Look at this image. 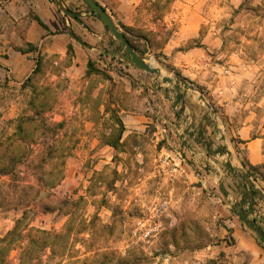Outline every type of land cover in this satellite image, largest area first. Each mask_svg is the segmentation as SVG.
I'll list each match as a JSON object with an SVG mask.
<instances>
[{"label": "rangeland", "instance_id": "obj_1", "mask_svg": "<svg viewBox=\"0 0 264 264\" xmlns=\"http://www.w3.org/2000/svg\"><path fill=\"white\" fill-rule=\"evenodd\" d=\"M149 2L155 32L119 31L145 64L153 62L164 77L184 79L200 94L161 83V78L128 62L120 48H116L120 57L107 61L101 70L93 63L100 73L89 77L84 95L80 83L62 80L50 86L41 71L17 86L0 70V143L15 132L18 119L43 111L23 135L36 144L33 148L23 144L16 153L25 157L15 167L16 179L0 177V239L22 217V235L29 229L67 235L58 242L60 248L49 246L35 253L30 264H225L219 248L232 245L228 220L237 217L235 207L241 208L228 203L230 209L225 210L211 195L198 192L192 205L185 200L175 206L173 200L169 212L179 217L178 226L154 236L144 234L153 226L160 197H169L168 191L159 192L161 148L163 155L169 148L184 156L180 138L189 142L188 134L193 133L206 141L199 134V119L210 130L218 125L222 99L257 103L263 96L264 0H145V5ZM7 4L0 0V8ZM15 36L10 20H0V66ZM171 38L178 46L164 57L158 48ZM110 71L120 84L116 96L107 99L115 86ZM125 81L170 91L169 103H156L158 117L174 125L166 133L172 136L170 145L160 140L161 134L155 135L160 129L153 124L128 134L117 150L106 144L119 132L118 109L111 104H121L119 92ZM41 93L44 97L31 108L29 102ZM181 94L183 102L175 108L173 98ZM129 102L134 105L132 95ZM214 194L219 197L218 191ZM26 245L27 239L8 248L0 245V264H19Z\"/></svg>", "mask_w": 264, "mask_h": 264}, {"label": "crops", "instance_id": "obj_2", "mask_svg": "<svg viewBox=\"0 0 264 264\" xmlns=\"http://www.w3.org/2000/svg\"><path fill=\"white\" fill-rule=\"evenodd\" d=\"M60 1L77 16L76 19L60 11L55 0H7V6L0 8V20L8 18L16 32L15 41L0 70L12 84L22 86L33 76L39 59L43 80L50 86L56 87L62 80L80 83L84 95L89 77L93 75L88 74L87 64L95 63V67L101 70L107 61L120 57L121 51L116 48L121 49V46L81 0ZM93 1L105 10L118 29L155 32L150 2L145 5V0ZM173 40L171 38L158 48L162 56L170 57L177 48V41ZM203 66L208 67V63ZM109 75L115 86L107 99L116 96L120 84L113 71ZM117 78L124 82L123 78ZM125 84H121L119 92L121 104H111L118 109L117 114L124 127L120 142L123 143L128 134L153 124L160 129L155 135L161 134L160 140L170 145L168 141L172 136L166 133L170 131V125H174H166L168 123L158 117L156 109L157 104L166 105L170 95L158 88L148 89L143 83L131 85L125 81ZM98 95L99 89L94 90L92 96L96 98ZM130 95L134 97V105L129 102ZM106 102L105 111H108L110 103ZM219 104L218 125H213L210 130L202 117L199 119V134L209 144L208 151L203 144L191 141L189 136V142L180 138L184 156L169 148L163 155L161 148L160 156L164 157L158 171L161 177L159 192L165 194L168 191L169 197L161 196L160 199H166L170 206L173 200L175 206L185 200L192 205L200 192L211 195L225 210L230 209L228 203L244 211L252 207L254 214L249 218L256 219L264 231V94L257 103L222 99ZM194 138H197L196 134ZM226 161L230 162L234 172L226 168ZM217 191L219 197L214 194ZM228 222L232 245L219 248L225 256V264H264V249L243 222L234 216Z\"/></svg>", "mask_w": 264, "mask_h": 264}, {"label": "trees", "instance_id": "obj_3", "mask_svg": "<svg viewBox=\"0 0 264 264\" xmlns=\"http://www.w3.org/2000/svg\"><path fill=\"white\" fill-rule=\"evenodd\" d=\"M29 48L33 50L32 47H29ZM70 50L71 49L69 47V51ZM40 67H41V62L38 59L36 62V69L34 70L33 75H37L40 73ZM87 69H88L89 75L93 73L95 74L100 73L94 68L93 63L91 62L87 64ZM29 80L30 78L28 79V81ZM48 91L49 89H46V92ZM41 97H44L43 93L37 94V96H35V98L29 102V106L31 108H35V101H38L37 99L38 98L40 99ZM41 113H43V111H36L33 117H21V119H18L16 121L15 132L11 134L9 137H7L3 142L0 143V150H1L0 152V177L13 176V178L16 179V177L14 176L15 167L20 165L25 160L24 156L18 157L16 153L21 151V147L23 146V144H25V146H30L31 148H33L34 145L36 144V140L34 139L29 140L28 137L26 138L23 135L29 132L30 126L37 121ZM116 124L119 126V132L116 137V140L106 142L107 145H109L115 150H117L120 147V144H121L120 140L124 132L123 124L121 123L119 119H116ZM54 126H56L57 128H61L62 124L61 125L57 124ZM28 140L29 142H27ZM251 171H254V170H251ZM248 174L250 176L249 172ZM23 221H24V217L16 221L13 230L9 231L3 238L0 239V245L1 247L4 246L3 248H8L16 241L27 239L26 247L21 250L19 264H30V261L35 253L39 251H43L49 246L51 247L56 246L57 248H60L58 247V242L62 240L64 241L65 239H67L66 234H56V233H52V232H48L44 230H38V229H29L26 235H22V231L20 230V228L23 224ZM259 241L263 243V241H261L260 239ZM61 249L64 250V248H61ZM2 250L3 249L0 248V251Z\"/></svg>", "mask_w": 264, "mask_h": 264}, {"label": "water", "instance_id": "obj_4", "mask_svg": "<svg viewBox=\"0 0 264 264\" xmlns=\"http://www.w3.org/2000/svg\"><path fill=\"white\" fill-rule=\"evenodd\" d=\"M81 1L91 10V12L93 14H95L97 16V18L108 29V31L111 33V35L114 37V39L120 43L121 49L124 52V58L128 62H130L137 69L145 72L148 75L155 76L157 79L161 78V83H163V84H167L168 86L176 85V86H179L186 91L196 92V93L200 94V92L194 86L189 84L184 79H181L178 77H176V78L160 77L159 70L145 64L144 59L134 51L133 47L128 42V40L125 38L124 34L119 31V29L117 28L115 23L112 21L110 16L105 12V10L102 7H100L93 0H81ZM55 2H56V6L58 7V9L60 11H62L63 13L68 15L69 17L76 19L77 16L74 13H72L71 11H69L68 9H66L60 0H55ZM157 88L159 90L163 91L165 94L170 95L169 90L163 89L161 86H158V85H157ZM183 98H184V96L182 94L173 98L174 99L173 106L175 108L179 107V103L183 102ZM201 100L205 104L206 108L211 110V107L205 102V100L203 99L202 96H201ZM179 113L182 115L183 110H179ZM188 136L191 139H193L196 143H202L205 146L206 150L207 151L209 150V145L207 144L206 141H204L202 139L201 140L195 139L193 133H189ZM225 165L229 171L234 172L229 161H226ZM235 211H236L237 217L242 222H244L249 227V229L264 243V231L261 230V228L257 225L256 219H250L249 218V215L254 214L252 207L248 208L247 211H243L242 209H238V207H235Z\"/></svg>", "mask_w": 264, "mask_h": 264}, {"label": "built area", "instance_id": "obj_5", "mask_svg": "<svg viewBox=\"0 0 264 264\" xmlns=\"http://www.w3.org/2000/svg\"><path fill=\"white\" fill-rule=\"evenodd\" d=\"M179 217L169 212V202L162 200L154 217L153 226L146 230L144 236H154L167 229L172 230L179 224Z\"/></svg>", "mask_w": 264, "mask_h": 264}, {"label": "bare ground", "instance_id": "obj_6", "mask_svg": "<svg viewBox=\"0 0 264 264\" xmlns=\"http://www.w3.org/2000/svg\"><path fill=\"white\" fill-rule=\"evenodd\" d=\"M152 59H153V58H152ZM147 64H148L149 66H151V67L157 69L156 65H155L153 62L149 61ZM156 64H157V63H156ZM159 73H160V77H164V76H165V73H164L162 70H160Z\"/></svg>", "mask_w": 264, "mask_h": 264}]
</instances>
